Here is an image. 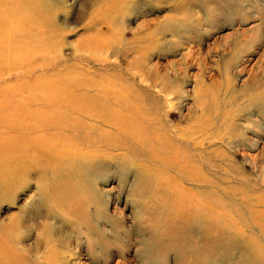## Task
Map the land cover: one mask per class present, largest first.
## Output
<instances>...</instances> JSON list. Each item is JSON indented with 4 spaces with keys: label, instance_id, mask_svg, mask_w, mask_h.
<instances>
[{
    "label": "rangeland",
    "instance_id": "rangeland-1",
    "mask_svg": "<svg viewBox=\"0 0 264 264\" xmlns=\"http://www.w3.org/2000/svg\"><path fill=\"white\" fill-rule=\"evenodd\" d=\"M0 132L25 264H264V0H0Z\"/></svg>",
    "mask_w": 264,
    "mask_h": 264
},
{
    "label": "bare ground",
    "instance_id": "bare-ground-1",
    "mask_svg": "<svg viewBox=\"0 0 264 264\" xmlns=\"http://www.w3.org/2000/svg\"><path fill=\"white\" fill-rule=\"evenodd\" d=\"M26 8V7H25ZM25 12V11H24ZM5 14V13H4ZM248 15V14H247ZM1 39H2V37H1ZM39 96V95H38ZM42 98V97H41ZM31 99H36V95H32L31 93H30V97H29V100H31ZM38 99H40V97L38 98ZM41 101H42V99H40ZM36 101V100H35ZM45 101V100H44ZM43 103H45V102H43ZM76 103H78V102H76ZM94 103V102H93ZM81 104H83V103H81ZM80 103H78V105H81ZM85 104V103H84ZM126 104V103H125ZM86 105V112H87V114L88 115H90V112H91V109H92V105H95V104H85ZM82 106V105H81ZM123 106H126V105H123ZM85 111H83V113H86ZM106 113H107V111H106ZM108 115V114H107ZM91 117H93V118H95V119H98L99 120V118L96 116V115H90ZM106 118V117H105ZM107 122V121H106ZM41 127H43V125H41ZM46 128V130H47V127H45ZM45 128L43 129H41V132L39 133V134H41V135H43V134H45V132H46V130H45ZM116 128V127H115ZM96 129V128H95ZM45 131V132H44ZM193 132V131H192ZM1 133V132H0ZM35 137V136H34ZM32 143V142H31ZM42 144V143H41ZM17 145V144H16ZM44 145V144H43ZM0 146H2L1 145V143H0ZM14 148V147H13ZM4 149H6V148H4ZM11 151H13V150H11ZM17 155V154H16ZM4 156H6V153H5V151H3V150H1V148H0V161H1V158H3ZM11 157V156H10ZM10 159V158H9ZM20 160V159H19ZM25 162V161H24ZM25 167V166H24ZM4 168V167H3ZM4 172V171H3ZM1 173V172H0ZM17 174V173H16ZM21 174V173H20ZM1 175V174H0ZM2 175H4V174H2ZM8 175V174H7ZM10 176V175H9ZM13 177V176H12ZM9 177H7L6 179H8ZM18 178V177H17ZM10 180V179H9ZM12 180V179H11ZM14 180V179H13ZM6 181V180H5ZM15 181V180H14ZM10 184V183H9ZM9 184H8V186H9ZM13 184V183H12ZM6 188V187H5ZM7 189V188H6ZM6 192V191H5ZM1 244V243H0ZM5 249V248H4ZM32 255H33V253H32ZM48 259V258H47ZM23 259L20 257V256H18L17 254H11L10 253V250L9 251H7V250H0V264H25L23 261H22ZM48 261V260H47ZM46 263H48L49 264V262H46Z\"/></svg>",
    "mask_w": 264,
    "mask_h": 264
}]
</instances>
